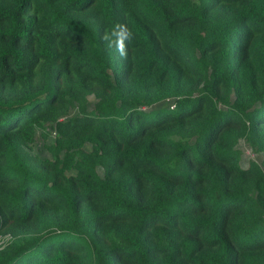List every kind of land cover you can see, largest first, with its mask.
<instances>
[{
	"label": "trees",
	"instance_id": "obj_1",
	"mask_svg": "<svg viewBox=\"0 0 264 264\" xmlns=\"http://www.w3.org/2000/svg\"><path fill=\"white\" fill-rule=\"evenodd\" d=\"M240 140L264 154V0H0V264H264Z\"/></svg>",
	"mask_w": 264,
	"mask_h": 264
},
{
	"label": "rangeland",
	"instance_id": "obj_2",
	"mask_svg": "<svg viewBox=\"0 0 264 264\" xmlns=\"http://www.w3.org/2000/svg\"><path fill=\"white\" fill-rule=\"evenodd\" d=\"M96 99L94 96L88 97V110H92L94 103ZM173 100H165L156 105L154 108H172ZM146 111L150 110V108H146ZM78 111L77 109H72L69 113V116L67 118L77 115ZM43 134H46L45 137H43ZM56 136V132L54 131V126L52 124H46L45 131L38 130L36 132V140L35 142L29 147V152L31 154L38 155L40 157H46L50 158L49 152L46 150L45 145L50 144L54 142V138ZM237 149L240 151L241 154V160L240 163L243 167H246L250 161H255L258 164H261L264 159V154L262 153H256L252 150V148L244 141L240 140L237 144ZM100 173L102 172L99 168L98 170Z\"/></svg>",
	"mask_w": 264,
	"mask_h": 264
},
{
	"label": "clouds",
	"instance_id": "obj_3",
	"mask_svg": "<svg viewBox=\"0 0 264 264\" xmlns=\"http://www.w3.org/2000/svg\"><path fill=\"white\" fill-rule=\"evenodd\" d=\"M101 39L109 52L115 51L121 59H127L134 34L127 24L116 22L110 29H106Z\"/></svg>",
	"mask_w": 264,
	"mask_h": 264
}]
</instances>
